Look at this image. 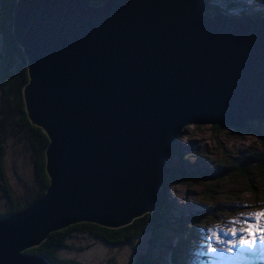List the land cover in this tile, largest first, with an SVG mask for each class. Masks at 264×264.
I'll use <instances>...</instances> for the list:
<instances>
[{
	"label": "water",
	"instance_id": "95a60500",
	"mask_svg": "<svg viewBox=\"0 0 264 264\" xmlns=\"http://www.w3.org/2000/svg\"><path fill=\"white\" fill-rule=\"evenodd\" d=\"M14 0L23 100L47 137L44 190L0 217V264L76 221L114 227L152 210L187 123L264 119V14L208 0Z\"/></svg>",
	"mask_w": 264,
	"mask_h": 264
},
{
	"label": "trees",
	"instance_id": "16d2710c",
	"mask_svg": "<svg viewBox=\"0 0 264 264\" xmlns=\"http://www.w3.org/2000/svg\"><path fill=\"white\" fill-rule=\"evenodd\" d=\"M101 1L90 0L89 2L97 4ZM13 2L14 0H0V199L2 200L0 217L26 207L44 190L48 182V177L44 171V147L47 143V137L41 126L29 120L24 107L22 89L28 81L27 67L21 47L10 31ZM208 3L209 5L202 9L204 14H211L215 11L247 16L264 14L261 10L244 7L238 0H220V2L208 0ZM262 121L264 119L247 120L242 128L229 126L235 131L254 135L259 148L255 151H249L240 158L232 159L227 165L218 163L201 170L196 165L195 169H189L181 163L183 157H181L180 142L174 145L170 155L164 159L168 170L160 177L158 200L152 210L144 211L131 217L126 223L114 227L98 225L90 221L69 223L47 231L36 244L23 248L21 252L38 255L49 264H78L69 256L60 253L64 252L65 249H71L72 246L81 249L89 244V241H101L109 246L118 247L122 244H129L133 238L143 232L145 249L143 248L141 254L133 257L128 264H159L156 254L150 256L149 247L151 246L157 252V248L161 245L168 244L166 235H162V231L174 228L173 225H181L178 223V215L176 217L168 215L169 204L166 201V194L169 184L184 182L191 176L209 179L223 173H236L248 179L247 173L250 172L251 168L264 176V129L259 124ZM208 127L210 130L218 128L216 125H208ZM180 134H185L184 129L179 132ZM179 135H176L178 141L180 140ZM14 144L17 145L18 148L16 149H19V153L13 150L12 145ZM8 146L11 147V151L7 148ZM7 151L12 153V156L17 153L22 158L27 153L28 159L25 161H28L31 166L29 180H21L20 186L15 187V189L10 186V181L5 174L4 154ZM185 155L184 153L183 156ZM171 158L175 159L174 164L169 162ZM11 161H9L8 167L11 176L13 175L16 179L19 176ZM189 213L191 225L192 222L200 221L201 216H195L194 211ZM205 216L209 218L208 214ZM186 233L188 234L187 238H194L196 235L191 230ZM75 238L77 242L74 243L73 239ZM171 248L166 264H179L180 261L177 258L181 247L176 243ZM183 253L186 255L185 252ZM189 264H201V262L193 258Z\"/></svg>",
	"mask_w": 264,
	"mask_h": 264
},
{
	"label": "rangeland",
	"instance_id": "374dc122",
	"mask_svg": "<svg viewBox=\"0 0 264 264\" xmlns=\"http://www.w3.org/2000/svg\"><path fill=\"white\" fill-rule=\"evenodd\" d=\"M238 1L246 8L264 12V0ZM259 124L264 129V121ZM208 125L210 124L187 123L179 130L180 132L184 129L185 134L177 133L183 157L181 163L184 167L195 169L197 165L201 170L218 163L227 165L232 159L259 148L252 134L235 131L226 125L210 130ZM12 147L19 153L17 145ZM7 148L11 151V147ZM16 154L12 156L8 151L4 154L5 174L14 189L20 186L21 180H29L31 175L30 163L25 161L28 159L27 153L24 154V159ZM10 160L20 178L11 176L8 168ZM174 161V158L169 160L171 164ZM247 175L248 179L236 173H223L209 179L191 176L184 182L169 184L166 194L168 215H178V223L181 225H173L174 228L162 231L168 244L161 245L157 252L150 246V256L156 254L158 263L166 264L172 245L178 243L181 247L177 258L179 264H189L193 258L201 264H264V242L258 239L255 245L248 247L232 243L242 234L239 231L235 237L226 234L229 228L241 227L239 223H233L234 221L251 220L249 214L264 210V176L254 168ZM1 203L0 199V205ZM190 211H194L195 216H201L199 222H192L191 225ZM206 214L209 218H206ZM189 230L196 234L194 238H187L186 232ZM131 241L118 247L101 241H89L81 249L72 246L60 254L69 256L78 264H128L143 251L144 233ZM73 242H77V239H73Z\"/></svg>",
	"mask_w": 264,
	"mask_h": 264
},
{
	"label": "snow or ice",
	"instance_id": "6c2138e0",
	"mask_svg": "<svg viewBox=\"0 0 264 264\" xmlns=\"http://www.w3.org/2000/svg\"><path fill=\"white\" fill-rule=\"evenodd\" d=\"M251 220H241L234 221L233 223H239L241 225L240 228H229L226 231V234H230L235 237L237 232L242 233L237 241H233L232 243L244 245L251 247L256 244L259 239L261 242H264V210H261L256 213L249 214ZM213 238H215V234H213ZM215 251V249H211Z\"/></svg>",
	"mask_w": 264,
	"mask_h": 264
},
{
	"label": "bare ground",
	"instance_id": "6f19581e",
	"mask_svg": "<svg viewBox=\"0 0 264 264\" xmlns=\"http://www.w3.org/2000/svg\"><path fill=\"white\" fill-rule=\"evenodd\" d=\"M183 129V128H182ZM179 142V141H178Z\"/></svg>",
	"mask_w": 264,
	"mask_h": 264
},
{
	"label": "flooded vegetation",
	"instance_id": "af4514ba",
	"mask_svg": "<svg viewBox=\"0 0 264 264\" xmlns=\"http://www.w3.org/2000/svg\"><path fill=\"white\" fill-rule=\"evenodd\" d=\"M9 168V167H8Z\"/></svg>",
	"mask_w": 264,
	"mask_h": 264
}]
</instances>
